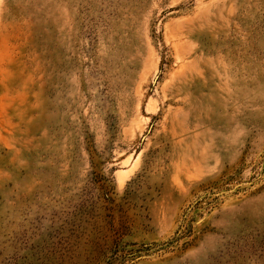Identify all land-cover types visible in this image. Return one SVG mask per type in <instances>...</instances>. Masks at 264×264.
<instances>
[{
  "label": "rangeland",
  "instance_id": "1",
  "mask_svg": "<svg viewBox=\"0 0 264 264\" xmlns=\"http://www.w3.org/2000/svg\"><path fill=\"white\" fill-rule=\"evenodd\" d=\"M0 264H264V0H0Z\"/></svg>",
  "mask_w": 264,
  "mask_h": 264
}]
</instances>
